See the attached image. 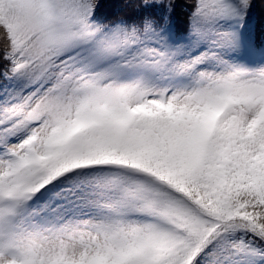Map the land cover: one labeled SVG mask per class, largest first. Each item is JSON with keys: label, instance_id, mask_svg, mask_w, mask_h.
<instances>
[{"label": "snow or ice", "instance_id": "snow-or-ice-1", "mask_svg": "<svg viewBox=\"0 0 264 264\" xmlns=\"http://www.w3.org/2000/svg\"><path fill=\"white\" fill-rule=\"evenodd\" d=\"M125 3L0 0V264H264V0Z\"/></svg>", "mask_w": 264, "mask_h": 264}, {"label": "trees", "instance_id": "trees-1", "mask_svg": "<svg viewBox=\"0 0 264 264\" xmlns=\"http://www.w3.org/2000/svg\"><path fill=\"white\" fill-rule=\"evenodd\" d=\"M105 3L108 7L104 11L111 16L128 17L134 15L137 11L135 7L127 6L125 0H105Z\"/></svg>", "mask_w": 264, "mask_h": 264}, {"label": "rangeland", "instance_id": "rangeland-1", "mask_svg": "<svg viewBox=\"0 0 264 264\" xmlns=\"http://www.w3.org/2000/svg\"><path fill=\"white\" fill-rule=\"evenodd\" d=\"M181 16H183V13H181Z\"/></svg>", "mask_w": 264, "mask_h": 264}]
</instances>
